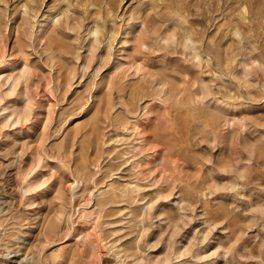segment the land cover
<instances>
[{
  "label": "rangeland",
  "instance_id": "374dc122",
  "mask_svg": "<svg viewBox=\"0 0 264 264\" xmlns=\"http://www.w3.org/2000/svg\"><path fill=\"white\" fill-rule=\"evenodd\" d=\"M0 30V264H264V0H0Z\"/></svg>",
  "mask_w": 264,
  "mask_h": 264
},
{
  "label": "bare ground",
  "instance_id": "6f19581e",
  "mask_svg": "<svg viewBox=\"0 0 264 264\" xmlns=\"http://www.w3.org/2000/svg\"><path fill=\"white\" fill-rule=\"evenodd\" d=\"M69 17V16H68ZM54 18V17H53ZM54 24V23H53ZM61 24V23H60ZM43 27V26H42ZM1 31V30H0ZM106 31V30H105ZM51 34V33H50ZM97 35V34H96ZM52 36V35H51ZM40 37H41V35H40ZM90 37V36H89ZM45 38V37H44ZM40 39V38H39ZM52 42H54V41H52ZM19 64V63H18ZM17 64V65H18ZM0 78H1V76H0ZM3 79H5V80H7V82H10V84H11V86H10V88H13L14 86H16V84H17V82H18V80H19V76L18 75H15V76H12V75H5L4 77H2ZM6 82V83H7ZM19 83V82H18ZM29 98V97H28ZM6 108L7 107H2V109L3 110H6ZM13 111L11 110L10 111V114L12 113ZM10 114H8V116L10 115ZM13 114V113H12ZM7 116V115H6ZM133 126V125H132ZM131 126V127H132ZM145 137V136H144ZM145 139V138H144ZM146 139H147V136H146ZM148 140V139H147ZM150 143V142H149ZM150 145V144H149ZM142 146V145H141ZM144 147V146H143ZM143 147H141V148H143ZM139 148H140V146H139ZM146 148V147H145ZM172 162V161H171ZM129 194H131V193H129ZM70 217V216H69ZM56 252V251H55ZM56 254H58V253H56ZM60 254H61V252H60ZM59 254V255H60ZM6 255H8V252L6 253ZM22 255V253H14L13 255H11V256H21ZM7 257H5L4 259H6ZM25 257H22L21 256V259L19 258L18 259V264H20V260H22V259H24ZM58 258H60L61 259V257H58V256H56L55 257V261H57L58 260ZM54 261V260H53ZM48 264V263H47Z\"/></svg>",
  "mask_w": 264,
  "mask_h": 264
}]
</instances>
